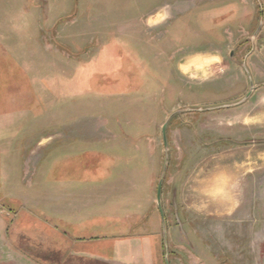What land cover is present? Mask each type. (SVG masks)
<instances>
[{
  "label": "rangeland",
  "instance_id": "obj_1",
  "mask_svg": "<svg viewBox=\"0 0 264 264\" xmlns=\"http://www.w3.org/2000/svg\"><path fill=\"white\" fill-rule=\"evenodd\" d=\"M24 1L0 0V22L25 23L30 36L36 30L49 55L27 59L26 74L2 82L20 84L8 91L20 97L18 111L9 102L8 111L26 129L19 196L1 193L0 211L15 213L18 227L50 224L66 234L67 258L49 250L38 263L115 264L103 256L127 245L111 234L119 217L118 233L143 237L147 248L156 233L165 264L155 196L167 163L160 197L169 264H264V0ZM229 9L232 27L224 22ZM184 13L187 21H175ZM260 22L246 60L257 88L238 104L248 90L241 41ZM215 29L226 41H211ZM71 33L80 40L73 46L64 42ZM56 185L68 196L52 202L46 187ZM87 197L98 202L90 208Z\"/></svg>",
  "mask_w": 264,
  "mask_h": 264
},
{
  "label": "crops",
  "instance_id": "obj_2",
  "mask_svg": "<svg viewBox=\"0 0 264 264\" xmlns=\"http://www.w3.org/2000/svg\"><path fill=\"white\" fill-rule=\"evenodd\" d=\"M22 1L25 3L24 0ZM80 2H82V0L78 3ZM83 3L84 2L81 4ZM98 6L101 7L100 4ZM18 7L20 8V6ZM37 8L40 11L42 10L38 6ZM37 8H34V11L38 10ZM157 8L158 6L154 8L152 7L151 10H155ZM102 12L105 14L106 11ZM102 21H104V19H101V22ZM19 22L20 21L18 20L14 22L13 27L10 26L11 23H9V21L0 22V194L2 193L5 194L6 197H11V200H16L18 198L19 193L15 190V188L19 189L21 180L23 179L21 175L24 170L23 162L25 149L24 138L21 134L25 131L26 125L25 120H16L14 115H11L8 111V102L12 104L16 112L18 111L17 109L20 106L19 102L21 99L19 96H9L8 91L15 90L17 88L20 89V84L16 83L17 86H14L11 85L8 80H5V83L3 84L2 82L6 76L12 77L14 74H26L25 65L27 66L28 64L26 63L27 59L32 60L37 55H49L43 51L42 48H38L39 39L37 31L35 30L33 32L34 34L30 36L26 34L25 23H22V26L20 27L21 23ZM118 23L121 24V20L114 21L108 24L107 27H116ZM46 24L53 26L51 21L48 22V20ZM103 33L104 37H106L107 32L104 31ZM70 37L72 38L71 41L69 40ZM64 38V42L72 46L75 43L80 42V40H78L79 37H74L72 33L71 35H64ZM83 38L84 37L81 36V39ZM103 43L105 42L103 41ZM41 51L45 54H42ZM53 55L57 54L54 53ZM42 65L47 66V64L44 63H42ZM49 138L50 137L47 139ZM60 146L62 147L63 145ZM54 150L55 149H51L49 151L48 158H51L53 153L55 154ZM44 160L45 159H43V161ZM43 161L40 162L38 167L36 166L34 168L36 173L34 178L36 179H38V173L42 170V167L40 166ZM37 184L38 183L36 182V185ZM31 185L32 188L35 187V184ZM65 186L66 185L59 187L61 190L56 189V187H58L57 185L53 186V191L46 187V192L48 194L46 196H48V199L52 202L60 197L62 199L63 197H67L68 194L64 191ZM33 193V196H35L36 193L39 192L33 191ZM25 198H27V196L24 197V201H26ZM87 198L88 199L86 200H89L87 203L90 208L91 204L94 206L96 202H98L91 200L89 197ZM81 200L83 199H80V202L83 203ZM65 201L67 202V199H65ZM69 211L70 208L66 214H68ZM13 215H15V213H12V211L7 208L0 211V264H39V261L42 260H40V258L38 259L37 256L46 254L49 250L59 252L61 254L62 261L67 258L70 251V245L68 240H66V234L58 231L53 226H50V224L47 226L46 230L34 226L27 228L18 227L16 223L11 221H14ZM68 218H70V216ZM119 222H121V220L118 217V219L111 226V228L114 229V232L112 231L111 233L113 235L112 237L114 240H118L121 237L129 238V240H127V245L124 244L121 246V243L113 245L108 251H104L103 257L117 264V262L121 261L122 257H130L132 259V255H134L137 257L132 259L131 263L128 264H139L138 262H140V264H158L160 257L159 254L161 252V243L159 245L158 238L155 236L156 233H151L149 236L152 243L150 247L147 248L146 243L142 240L143 237L126 236V234L118 233V231L122 229V225H120ZM78 254L86 256V253L83 252Z\"/></svg>",
  "mask_w": 264,
  "mask_h": 264
},
{
  "label": "flooded vegetation",
  "instance_id": "obj_3",
  "mask_svg": "<svg viewBox=\"0 0 264 264\" xmlns=\"http://www.w3.org/2000/svg\"><path fill=\"white\" fill-rule=\"evenodd\" d=\"M186 13V12H185ZM180 14L176 17V20L175 21H178V20H182L183 19V22L184 20H188L187 19V16L186 14ZM260 13V16L262 15V10L259 11ZM224 17L226 18V20L224 22H226L227 26H230L232 27V24L230 25L229 23H233L234 21V18H233V10L229 9V10H226L225 13H223ZM137 18V16H135ZM151 18H154V17H151ZM222 18V17H221ZM216 19V18H215ZM217 20V19H216ZM175 21H173L171 24H173ZM171 24H167V29H170V30H173V32H175V34H179V33H183L184 30H183V25L184 24H178L176 26H171ZM258 26L254 29L253 33L256 32V30L258 29ZM171 27V28H169ZM263 26H261V28L259 29V31L256 33V35L254 36L253 33H251L252 35H250L248 38L242 40V44H245V45H248V50L246 51L244 57L242 58V60H240V64H241V68L243 69V71L245 72L244 74L246 75V78H247V82H248V90L246 92V94L243 96V98L248 94V92L250 91V88H251V82H252V86H253V91L252 93H254L256 91V86L254 85V82H253V78H252V75H251V71L249 70V67L247 65V61L249 59L250 56H252L253 52H254V49L257 48V43H258V37H259V33L261 32V29H262ZM169 30H167L168 32ZM215 32V35H212L210 36V39L213 43L215 44H218L220 42H224L226 41L227 37L226 36H222V34L220 33V31L218 32V29H215L213 30ZM183 34H181L180 36L178 37H175L174 39H181L183 38ZM254 36V37H253ZM115 40H116V44H119L120 47L122 46L121 44V40H120V36L119 38L118 37H115ZM184 41V40H183ZM131 43H134L132 40H130ZM129 43V42H128ZM235 51L236 50H231L228 54L229 58H233V56H235ZM251 93V95H252ZM250 95V96H251Z\"/></svg>",
  "mask_w": 264,
  "mask_h": 264
},
{
  "label": "water",
  "instance_id": "obj_4",
  "mask_svg": "<svg viewBox=\"0 0 264 264\" xmlns=\"http://www.w3.org/2000/svg\"><path fill=\"white\" fill-rule=\"evenodd\" d=\"M261 26H262V22H260L256 32L253 33L254 36L259 31ZM252 91H253V86H252V82H251L250 91L248 92V94L242 100H240V102H238V104L245 102V100H247L250 97ZM169 120L170 119H168L163 124V126L161 127V130H160L161 131V135H162V142H163V145H164L165 149L167 147V144H166L167 143V138H166V130L165 129H167ZM166 169H167V163L164 164V168L162 170L161 177L159 179V182L157 183V189H156V196L155 197H156V205H157V208H158L157 210L159 211V214H160V217H161V220H162L161 223L163 224V226H162V228H163V242H164V247L166 249V253H165V256H164V261H165V264H169V262H168V252H167V239H166L165 220H164L163 210H161L162 207H161V197H160L161 196V190H162V183H163V179H164V176H165V173H166Z\"/></svg>",
  "mask_w": 264,
  "mask_h": 264
}]
</instances>
